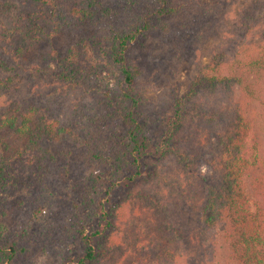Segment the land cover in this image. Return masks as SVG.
<instances>
[{
  "label": "rangeland",
  "instance_id": "obj_1",
  "mask_svg": "<svg viewBox=\"0 0 264 264\" xmlns=\"http://www.w3.org/2000/svg\"><path fill=\"white\" fill-rule=\"evenodd\" d=\"M5 1L14 10L7 12L5 23L10 33H17L14 42L26 53L24 60L18 59L24 65L14 81L18 87L0 95V113L38 105L45 117L57 120L63 139L47 143L54 161L43 162L28 149L18 172L9 169L4 173L9 186L0 188V241L12 238L19 245L12 264H75L84 253L79 231L92 232L98 227L97 207L107 192L120 196L127 190L135 196L148 191L145 183L150 182V176H155L153 190L157 187L158 194H163L159 200L167 203L166 208L188 231L182 263L225 264L213 259L211 252H227L222 239L214 246L209 242L221 228L211 233L200 221L204 195L180 204L179 195L168 191L170 183L179 178L173 153L153 158L144 169L145 176L130 188L120 185V178L129 170L111 169L112 159L107 156L126 129L119 120L104 117L107 95L119 94L122 79L109 51L119 33L144 20L143 11L155 5L153 0H101L94 15L86 18L72 8L88 6L91 0H56L55 20L49 24L36 20L37 4L32 0H0ZM248 5L249 0H201L188 5L180 16L152 18L144 45L135 40L128 44L129 62L142 68L136 79L143 96L139 118L152 141L164 137L167 119L175 111V98L187 92L197 64L208 62L213 50L225 42L223 26L247 23L243 13ZM253 26L249 40L259 47L261 26ZM7 74L0 71L2 76ZM215 129L209 138L214 137ZM3 130L0 140L24 144L21 135ZM208 141L203 142L204 147ZM257 142L264 154V132ZM30 158L42 164L27 162ZM198 165L203 173H211L202 157ZM151 212L136 210L124 218L129 216L136 226V220L152 219Z\"/></svg>",
  "mask_w": 264,
  "mask_h": 264
},
{
  "label": "trees",
  "instance_id": "obj_2",
  "mask_svg": "<svg viewBox=\"0 0 264 264\" xmlns=\"http://www.w3.org/2000/svg\"><path fill=\"white\" fill-rule=\"evenodd\" d=\"M32 1L37 4L38 22L49 24L55 20L56 0ZM200 2L153 0L155 5L143 11L144 20L117 35L109 55L119 66L122 79L119 94L107 95L104 117L119 120L126 129L107 156L112 159L111 169L129 170L120 178V185L130 188L145 176L144 169L153 158L173 153L179 178L170 183L168 191L179 195L180 204L197 201L204 195L200 212L204 229L215 233L221 228L218 235L209 237V242L214 246L222 239L227 252L222 255L213 249V259L225 264H264V154L259 152L257 142L264 132V0H249L243 13L247 23L223 26L225 42L213 50L208 62L197 64L187 92L175 98V111L167 119L161 140L152 141L139 118L143 96L136 79L142 68L129 62L128 44L135 40L139 46L144 45L152 18L180 16L188 5ZM100 5L101 0H91L88 6L72 9L86 18L94 15ZM8 11H14L11 4L0 2V71L9 73L0 75V95L18 87L14 81L24 66L18 59L24 60L26 53L14 42L17 33H10L5 23ZM256 23L261 26L259 47L249 40ZM241 29H245L243 36ZM43 112L37 105L0 113V130L24 138L22 146L0 140V188L9 186L4 173L9 169L18 172L28 149L43 162L55 160L46 146L62 142V130L56 119L45 117ZM214 127V137L209 138ZM206 140L209 143L204 147ZM200 157L211 173L199 170ZM32 160L26 161L42 164ZM154 177L145 183L148 191L144 189L135 196L127 190L122 192L124 197L107 192V198L97 207L98 227L92 232L79 231L84 253L75 264H183L182 247L189 234L173 211L166 208L167 203L159 200L163 194H158L157 187L153 190ZM150 209L153 218L136 220V226L129 216L124 218L133 211ZM18 251L16 240H1L0 264H12Z\"/></svg>",
  "mask_w": 264,
  "mask_h": 264
}]
</instances>
